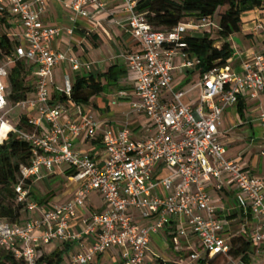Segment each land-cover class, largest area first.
<instances>
[{
	"label": "built area",
	"instance_id": "obj_1",
	"mask_svg": "<svg viewBox=\"0 0 264 264\" xmlns=\"http://www.w3.org/2000/svg\"><path fill=\"white\" fill-rule=\"evenodd\" d=\"M45 1L0 0V13L9 14L23 30L22 42L15 45L12 59L36 66L33 97L15 105L33 112L27 122L30 131H17L7 118L9 66L0 63V131L4 124L8 125L0 144L10 133H17L31 147V164L21 168L15 187L16 202L24 205L27 212H35L37 205L30 202L26 181L40 180L42 170L52 173L55 168L67 167L71 180L79 187L71 201L33 216L24 226L0 222V249L11 252L23 264H37L39 249L88 237L93 241L72 255L70 264H93L95 258L112 250L119 251L121 264H143L152 237L165 232L171 219L177 217L179 238L195 237L202 250L201 254H189L188 261L179 264H195L206 256L226 257L228 264H251L258 259L264 264V178L250 174L238 161L227 159L218 140L225 109L236 105L243 96H264V53L254 54L245 62L241 75L228 64L202 74L198 105L186 106L182 103L184 93L172 88V55L179 52L187 69L199 68L201 60L187 52V30L217 31L219 25L214 24V19L202 18L180 23L170 32H158L136 11L139 0H118L140 47L138 53L125 57L128 70L135 75V101L130 110L146 117L155 134L135 140L126 127L117 132L106 129L101 132L104 158L96 161L88 154L75 152L71 139L94 138L100 130L99 123L92 116L80 122H62L65 108L50 104L49 79L59 63L75 73L90 72L91 64L50 49L62 30L42 23ZM67 7L73 15L88 18V8L104 11L105 6L103 0H72ZM253 30L264 33V25L257 24ZM71 90L67 84L65 97H70ZM162 93H167L170 100L161 101ZM257 118L264 155V112ZM44 125L45 133L40 132ZM158 165L168 169L169 176L155 180ZM223 177L236 187L239 209L248 212L254 221L251 231L242 225L238 234L254 247L246 261L229 257V239L223 235V225L209 196L210 187L222 191ZM159 187L173 192L163 198L157 194ZM92 193L101 195L106 209L90 213L83 221L82 234L75 235L72 224ZM151 257L159 259L152 253Z\"/></svg>",
	"mask_w": 264,
	"mask_h": 264
},
{
	"label": "crops",
	"instance_id": "obj_2",
	"mask_svg": "<svg viewBox=\"0 0 264 264\" xmlns=\"http://www.w3.org/2000/svg\"><path fill=\"white\" fill-rule=\"evenodd\" d=\"M71 1L46 0L40 18L44 25L62 30L61 36L50 45V49L66 57L71 56L90 63L91 71L81 70L75 73L66 64L59 63L53 69L49 79L50 104L52 106L62 105L65 108L62 122H80L83 118L92 116L99 123L100 130L94 138H73L71 142L75 152L88 154L96 161H101L104 158L101 145L102 131L111 129L117 132L126 127L135 140H142L155 134L154 128L146 117L135 115L130 110L131 104L135 101V75L128 70L125 57L138 53L140 47L127 26L128 15L120 1L103 0L104 11L90 7L87 9L88 18L73 15L67 7ZM5 17L7 24L3 30L15 45L22 42L23 30L21 26L9 14H5ZM187 20L188 22L196 21L192 17ZM240 21L239 32L227 40L233 52L227 64L235 73L241 75L245 62L249 61L254 54L264 53V33H256L253 30L257 24L264 25V10L256 8L245 12L241 15ZM214 32L217 31L188 29L186 37L199 38L209 35L216 41L214 47L220 48L223 41L214 38ZM171 62L173 90L184 93L182 98L184 105L196 107L200 95L198 85L202 77L200 69L191 70L183 67V60L179 52L172 55ZM28 65L35 81L36 66L30 63ZM88 77H93L103 87L102 92L90 104H75L61 97L65 96L67 84L72 87L77 78L87 79ZM33 95L34 92L31 98ZM169 100L170 97L167 93L161 94V101ZM239 102L241 103V112L239 103H237L222 113L218 127V140L225 149L227 159L238 161L250 174L264 178V155L261 150V130L257 118L261 112H264V96L251 99L246 95L241 97ZM20 111L28 118L33 116L32 111ZM40 130L45 133L46 126L40 127ZM169 174L170 171L162 165H158L154 169L155 180H161ZM70 176L71 170L67 167H60L55 168L52 173L42 170L40 180H31L27 189L30 202L37 205V210L27 212L20 225L24 226L27 220L33 216H40L45 210L71 201L79 186L71 180ZM58 178L62 180L63 187L55 185L54 181ZM223 180L222 191L218 192L210 187L208 192L211 202L216 208L217 219L223 225V235L230 239L231 236L239 234L242 225H247L251 231L254 221L248 212L239 209L236 200V187L228 182L227 177H223ZM172 192V189L164 191L161 187L157 188V194L163 198L171 195ZM63 196L66 197L65 201L60 200ZM105 209L106 206L101 195L92 193L85 209L78 211L77 220L72 224L71 232L81 235L85 228L83 221L89 214L101 213ZM179 223L180 219L173 217L166 231L153 236L150 242L158 241L165 248L174 251V256L169 258L172 259L171 262L177 263L184 261L182 252L197 253L195 248L199 247V242L191 235L178 240ZM92 241L93 239L84 237L77 241L56 242L44 247V253L51 254L56 250L64 251L63 264H70L71 256L81 250L83 245L86 246ZM151 253L157 255L164 262H170L165 256L153 252L149 247L143 264H155ZM93 264H121L119 251L112 250L102 257H97Z\"/></svg>",
	"mask_w": 264,
	"mask_h": 264
},
{
	"label": "trees",
	"instance_id": "obj_3",
	"mask_svg": "<svg viewBox=\"0 0 264 264\" xmlns=\"http://www.w3.org/2000/svg\"><path fill=\"white\" fill-rule=\"evenodd\" d=\"M264 10V0H139L136 11L142 14L145 21L154 31L170 32L178 24L189 17L196 20L202 18L217 19L219 28L217 40H222L220 48L214 47L215 40L209 35L203 37H186L187 52L194 54L201 60L199 67L202 74L214 67L227 64L233 52L227 42L230 36L239 32L240 18L245 12L252 9ZM7 24L5 15L0 13V63L6 62L9 66L7 82L8 101L14 106L24 100L30 99L34 92V79L27 62L12 59L15 44L3 30ZM103 90L93 77L77 78L72 86L70 97L63 99L75 104H90ZM58 99H60L58 97ZM240 100V99H239ZM239 110L241 103L239 102ZM28 117L22 115L14 125L17 131H30L27 126ZM32 160L31 147L23 142L17 133H10L7 139L0 144V222L11 225H20L27 211L24 205L16 202L15 187L19 182L22 167L30 166ZM26 181V185L31 184ZM229 257L233 259L248 260V254L253 253L254 247L248 239L233 235L229 239ZM64 251L56 250L51 254L38 250L37 264H63ZM228 264L223 256L208 258L207 256L195 264ZM0 264H23L15 259L14 255L0 249ZM155 264H179L177 262H164L160 259Z\"/></svg>",
	"mask_w": 264,
	"mask_h": 264
},
{
	"label": "rangeland",
	"instance_id": "obj_4",
	"mask_svg": "<svg viewBox=\"0 0 264 264\" xmlns=\"http://www.w3.org/2000/svg\"><path fill=\"white\" fill-rule=\"evenodd\" d=\"M186 22H188L187 19H185V20L183 21V23H186ZM213 22H214L215 25L218 24L217 19H214ZM0 32H2L1 29H0ZM213 37L217 39V32H214V33H213ZM8 112H9V113H8V117H7V118H8V120H9V123H10L11 125H13V126L16 124V122L18 121V119H19L22 115H24V113H22L19 109L15 108V106H14L12 103H9V106H8ZM54 183H55V185L57 184L59 187H61V186L63 187V185H62V180L59 179V178L56 179V180L54 181ZM65 196H66V195H65ZM65 196H63L60 200L65 201V200H66V199H65V198H66ZM178 240L180 241L181 238H178ZM149 247H150V249H151L153 252L165 256L166 259H167L168 261L170 260V262H171L172 259H170L169 257L174 256V253H175L174 251H170L168 248H165V247H164L163 245H161L158 241H155V242L150 243V244H149ZM182 247H183V245H182ZM195 250H196L197 253H202L201 248L198 247V246H197V248H195ZM172 253H173V254H172ZM181 255H182V259H183L184 261H188V258H189V252H187V251L182 252ZM167 257H168V258H167ZM221 264H222V263H221ZM251 264H262V259H258V260L252 261Z\"/></svg>",
	"mask_w": 264,
	"mask_h": 264
},
{
	"label": "bare ground",
	"instance_id": "obj_5",
	"mask_svg": "<svg viewBox=\"0 0 264 264\" xmlns=\"http://www.w3.org/2000/svg\"><path fill=\"white\" fill-rule=\"evenodd\" d=\"M8 131V125L4 124L0 131V139L4 137L5 133Z\"/></svg>",
	"mask_w": 264,
	"mask_h": 264
}]
</instances>
